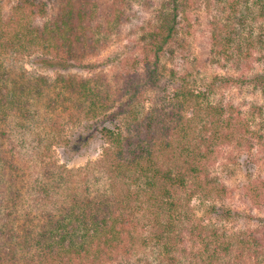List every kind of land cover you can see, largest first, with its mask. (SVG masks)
Wrapping results in <instances>:
<instances>
[{
  "label": "trees",
  "instance_id": "1",
  "mask_svg": "<svg viewBox=\"0 0 264 264\" xmlns=\"http://www.w3.org/2000/svg\"><path fill=\"white\" fill-rule=\"evenodd\" d=\"M134 1L0 0V264H230L223 217L231 212L216 204L226 189L213 164L245 125L233 107L203 103V91L165 63L172 44L185 47L192 0H158L133 45L139 53L115 59L111 76L99 72L104 62H87L132 22ZM209 24L210 61L219 63L228 48L223 7ZM17 58L91 76L50 80ZM247 83L264 100V71L212 80ZM158 88L159 105L158 96L146 103ZM254 109L264 114V102ZM97 139L98 160L71 166ZM242 140L252 146L263 135ZM193 200L214 217L197 220ZM251 240L237 241L236 260L259 246Z\"/></svg>",
  "mask_w": 264,
  "mask_h": 264
},
{
  "label": "rangeland",
  "instance_id": "2",
  "mask_svg": "<svg viewBox=\"0 0 264 264\" xmlns=\"http://www.w3.org/2000/svg\"><path fill=\"white\" fill-rule=\"evenodd\" d=\"M157 3L158 0H135L133 3L135 16L132 22L124 24L122 31L112 36L108 47L100 54L88 58L87 62L95 64L104 62L106 68L99 69V72L111 76L117 67L115 59L125 55L136 56L139 50L133 45L140 41L141 35L145 33L144 29L148 20L153 18ZM192 6L188 22L191 26L187 29V22L184 23V30L181 33V38L186 41L185 47L178 42L172 44V52L165 58V63L168 69L176 72L177 79L187 75V81L191 86L203 91L205 95L202 98L203 103L215 105L223 103L228 111L233 107L231 112L233 111L236 120L241 118L240 124L245 125L244 135L243 130L237 133L236 140L231 145L223 147V153L218 155L216 163L213 164V168L216 169L214 174L222 177L226 189L223 200H217L216 204L218 206L223 204V208L231 212L228 218L223 217V233L227 235V240H232L235 249L225 256V262L230 264L263 262L264 114L254 108L262 106L264 100L260 91L251 83L221 88L212 84V80L215 76L252 78L264 71V0H192ZM221 7H223V47L226 45L228 48L226 47L227 52L223 54L222 62L212 63L210 61L212 32L209 22L213 16L221 12ZM225 24H228L229 29L224 28ZM230 30L236 33L232 34L233 42L226 43L224 36ZM16 60V65H24L29 72L44 74L50 80L60 73L78 77L91 76V73L82 68L52 69L29 60L19 58ZM159 91L162 90L160 88L150 90L143 100L147 103L149 99L154 100L155 96H158L159 105L161 99ZM73 128L78 130L80 125ZM254 134L263 135L262 143L255 142L252 146H248L243 140L241 144L237 141L239 136L248 138ZM101 149L100 140L92 141L87 151L80 157L70 160L69 163L79 168L88 162L96 161L100 157ZM56 157L60 163L66 161L63 147L59 146L56 149ZM35 168L39 170V167ZM190 207L194 210L197 220H202L204 216L214 217L205 213L206 206L199 201L193 200ZM253 237H257L260 241L259 246L255 248L258 251L246 249L243 256L236 260V255L241 252V244L238 245L237 241L240 238L250 241Z\"/></svg>",
  "mask_w": 264,
  "mask_h": 264
}]
</instances>
